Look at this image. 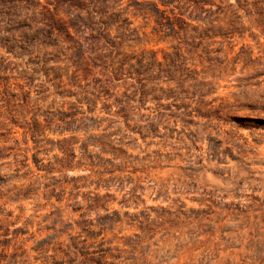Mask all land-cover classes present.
Wrapping results in <instances>:
<instances>
[{"label": "rangeland", "instance_id": "1", "mask_svg": "<svg viewBox=\"0 0 264 264\" xmlns=\"http://www.w3.org/2000/svg\"><path fill=\"white\" fill-rule=\"evenodd\" d=\"M0 264H264V0H0Z\"/></svg>", "mask_w": 264, "mask_h": 264}]
</instances>
